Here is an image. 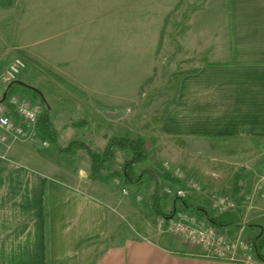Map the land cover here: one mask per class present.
Wrapping results in <instances>:
<instances>
[{"label":"crops","instance_id":"obj_1","mask_svg":"<svg viewBox=\"0 0 264 264\" xmlns=\"http://www.w3.org/2000/svg\"><path fill=\"white\" fill-rule=\"evenodd\" d=\"M18 3L0 0V68L9 64L6 58L14 51L53 66L89 59L84 58V47L95 43L88 38L89 29L83 30V15L90 12H84L83 4L43 3L42 9L33 4L30 13L20 16ZM227 9L228 59L183 75L157 136L149 141V151L155 159L177 162L192 156L193 150L221 164L243 160L245 174L260 176L264 175V0H227ZM3 25L10 26L9 35ZM32 145L17 140L10 150H0V264H81L86 246L101 239L110 225L116 227L118 199L108 193L109 176L104 172L91 180L89 169L80 167L73 171L75 182L60 180L55 172L36 167ZM179 202L173 201L171 207L180 210ZM184 210L199 217L190 208ZM145 227L117 235V241L101 250L96 264H261L207 258L199 247Z\"/></svg>","mask_w":264,"mask_h":264},{"label":"rangeland","instance_id":"obj_2","mask_svg":"<svg viewBox=\"0 0 264 264\" xmlns=\"http://www.w3.org/2000/svg\"><path fill=\"white\" fill-rule=\"evenodd\" d=\"M78 1L79 5L83 4L84 12L90 11L82 18L83 30L89 29L88 38L95 43L93 47H84L87 54L84 58L89 59L60 66L27 64L17 79L22 85L14 89L22 98L40 106V117L50 112L60 146L78 139L101 151L106 145V136L112 135L140 136L148 144L157 136L163 116L175 101L183 75L206 63L228 59L227 0H19L17 8L23 16V12H31L33 4L34 8L42 9L44 4L73 6ZM1 29H5L6 35L11 31L10 26L3 25ZM16 57L27 62L19 51H14L6 58V65ZM3 84L0 81V98L5 89ZM24 87H34L39 93H31ZM81 122L88 124L83 126ZM17 140L33 144L30 151L34 153L37 168L55 172L54 176H63L68 182L77 180L73 175L77 168L86 167L89 174L90 160L84 152L68 157L38 134L14 139L0 150H10ZM192 152V156L177 162L155 159L149 151L148 159L137 166V172L151 169L161 174L165 168L173 174V170H180L188 180H197L203 188V192L192 193L193 206L203 207L211 215L220 216L209 203L210 194L235 197L241 226L230 234L223 229L230 236L243 229V237L252 242L257 233L264 234V175L245 174L241 169L243 160H224L221 164L219 159L205 160L204 153L198 150ZM124 156L119 151L116 162L105 171L109 176L108 193L118 199L113 215L116 227L110 225L101 239L86 246L83 262H93L104 247L118 240L117 235L135 232L139 226L173 235L166 226H159L161 217L158 216L157 222L149 207L154 181L145 176L138 185L124 186L122 178L112 175L123 170ZM168 185L171 184H163L164 192ZM171 205L168 204L166 212ZM184 209L181 204L179 211ZM187 214L199 223L209 224L199 213V217L189 211ZM185 222L194 224L190 219ZM252 261L264 264L255 255Z\"/></svg>","mask_w":264,"mask_h":264},{"label":"built area","instance_id":"obj_3","mask_svg":"<svg viewBox=\"0 0 264 264\" xmlns=\"http://www.w3.org/2000/svg\"><path fill=\"white\" fill-rule=\"evenodd\" d=\"M25 68L27 62L23 58H14L1 72L0 81L6 86L11 84L18 79ZM40 115L41 108L38 104L31 103L28 99L22 98L16 90L9 89L6 98L0 102V148L8 146L14 139L34 137L37 134ZM173 171V175L182 184L166 186L165 192L168 195L182 200L193 195L194 192H203L197 180H188L185 173L180 170ZM208 197L212 209L217 214L224 215L238 208L236 200L229 194H210ZM186 219H190L194 224L185 222ZM159 226H166L171 234L199 247L200 255L207 258L252 261L254 257L252 242L243 237V229L237 235L230 236L223 229L199 223L195 218L189 217L187 212L177 209L170 219L161 217Z\"/></svg>","mask_w":264,"mask_h":264},{"label":"trees","instance_id":"obj_4","mask_svg":"<svg viewBox=\"0 0 264 264\" xmlns=\"http://www.w3.org/2000/svg\"><path fill=\"white\" fill-rule=\"evenodd\" d=\"M20 54L27 60V64H39L37 60L28 56L25 52L19 51ZM47 70L56 76L58 79L63 80L65 84H68L62 76L53 72L50 68ZM196 71V70H195ZM13 85L10 86V89H16L21 86L20 80H15ZM9 86V85H7ZM5 87V89L7 88ZM26 91L31 93L39 91L34 87H24ZM81 124L87 125V122H81ZM37 134L41 139H46L50 141L51 145L56 146L58 150L67 155L68 157H74L78 152H84L90 160V171L89 178L95 180L100 178L105 171L111 169L113 164L116 162L117 153L120 151L125 156L124 167L121 172L114 171L112 172L113 176H117L120 179L122 178L124 186L138 185L143 178L146 176L149 180L154 181V191L150 196L149 203L153 212L159 216L166 219H170L175 214V208L172 206L169 212H166V208L169 203L173 201H181L185 208H190L195 212H198L209 224L213 225L216 228L225 229L227 232L233 233L238 227L241 226L240 218L238 212H229L224 215H211L205 208L200 206H193L191 202V197L189 196L186 199L180 200L179 198L168 195L162 190L163 184L170 183L171 185H177L180 183V180L175 177L172 172L165 169L161 174L156 173L151 169L143 170L141 173L137 172V166L146 161L149 156V147L147 140L143 137H128V136H106V145L103 150L98 151L92 148L84 140H72L67 146H60L58 143V130L54 127L51 120L50 112H46L41 116L37 123ZM58 179L63 181L66 180L63 176H57ZM233 197V196H232ZM235 198V197H233ZM48 216V212H47ZM253 251L254 255L259 261L264 262V234L259 232L253 239ZM101 251L96 255L94 261H86L81 264H96L98 256Z\"/></svg>","mask_w":264,"mask_h":264},{"label":"water","instance_id":"obj_5","mask_svg":"<svg viewBox=\"0 0 264 264\" xmlns=\"http://www.w3.org/2000/svg\"><path fill=\"white\" fill-rule=\"evenodd\" d=\"M14 83L9 84V86H7V88L4 91L3 97L0 99V102L3 101L6 98L7 92L10 89V86L13 85Z\"/></svg>","mask_w":264,"mask_h":264}]
</instances>
